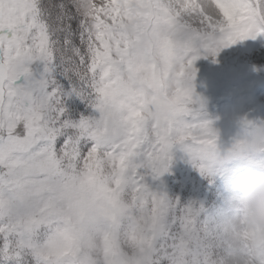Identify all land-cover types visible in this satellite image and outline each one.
Returning <instances> with one entry per match:
<instances>
[{
	"label": "rangeland",
	"instance_id": "374dc122",
	"mask_svg": "<svg viewBox=\"0 0 264 264\" xmlns=\"http://www.w3.org/2000/svg\"><path fill=\"white\" fill-rule=\"evenodd\" d=\"M0 53V264H264V0H0Z\"/></svg>",
	"mask_w": 264,
	"mask_h": 264
},
{
	"label": "water",
	"instance_id": "95a60500",
	"mask_svg": "<svg viewBox=\"0 0 264 264\" xmlns=\"http://www.w3.org/2000/svg\"><path fill=\"white\" fill-rule=\"evenodd\" d=\"M254 122H255V115L253 113H251L248 116V120L246 122V126L251 127L252 125H254Z\"/></svg>",
	"mask_w": 264,
	"mask_h": 264
},
{
	"label": "bare ground",
	"instance_id": "6f19581e",
	"mask_svg": "<svg viewBox=\"0 0 264 264\" xmlns=\"http://www.w3.org/2000/svg\"><path fill=\"white\" fill-rule=\"evenodd\" d=\"M0 178H3V174L0 173Z\"/></svg>",
	"mask_w": 264,
	"mask_h": 264
}]
</instances>
